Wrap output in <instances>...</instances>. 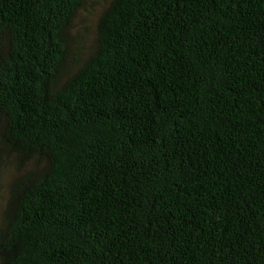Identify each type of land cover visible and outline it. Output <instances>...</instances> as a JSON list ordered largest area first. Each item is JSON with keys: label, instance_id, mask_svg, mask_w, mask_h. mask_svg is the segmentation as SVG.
<instances>
[{"label": "trees", "instance_id": "16d2710c", "mask_svg": "<svg viewBox=\"0 0 264 264\" xmlns=\"http://www.w3.org/2000/svg\"><path fill=\"white\" fill-rule=\"evenodd\" d=\"M0 0V264H264V0Z\"/></svg>", "mask_w": 264, "mask_h": 264}, {"label": "rangeland", "instance_id": "374dc122", "mask_svg": "<svg viewBox=\"0 0 264 264\" xmlns=\"http://www.w3.org/2000/svg\"><path fill=\"white\" fill-rule=\"evenodd\" d=\"M109 2L110 0H86L85 4L74 18L73 24L69 29V35L72 37L73 52L78 55L80 62L75 69H77L92 52L96 43L98 19ZM11 180V173L9 171L5 174L2 181L5 188H3L1 194L0 211L5 208V204L8 200L9 183Z\"/></svg>", "mask_w": 264, "mask_h": 264}]
</instances>
